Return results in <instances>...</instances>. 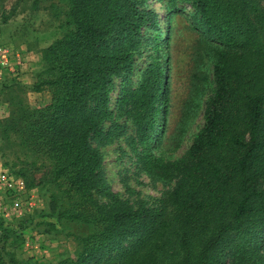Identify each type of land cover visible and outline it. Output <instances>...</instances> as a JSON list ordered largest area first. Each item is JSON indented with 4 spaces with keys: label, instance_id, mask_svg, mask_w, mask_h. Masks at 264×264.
Returning a JSON list of instances; mask_svg holds the SVG:
<instances>
[{
    "label": "trees",
    "instance_id": "obj_1",
    "mask_svg": "<svg viewBox=\"0 0 264 264\" xmlns=\"http://www.w3.org/2000/svg\"><path fill=\"white\" fill-rule=\"evenodd\" d=\"M189 1L192 27L217 46L214 93L180 158L144 161L151 175L178 177L160 207L134 208L107 190L108 204L99 203L100 154L89 143L110 116L113 76L130 67L142 25L157 21L144 0H68L69 29L39 50L42 69L31 86L47 91L48 103L32 107L18 97L0 119L3 136L13 134L47 157L50 213L90 227L75 237V258L52 264H84L119 248V264L264 262V0ZM162 79L159 69L147 67L137 87L123 89L121 104L129 103L135 122L157 102ZM194 79L206 81L201 73ZM13 173L30 188L24 174ZM31 216L12 227L0 221V230L16 235ZM6 254L0 248V264H24Z\"/></svg>",
    "mask_w": 264,
    "mask_h": 264
},
{
    "label": "rangeland",
    "instance_id": "obj_2",
    "mask_svg": "<svg viewBox=\"0 0 264 264\" xmlns=\"http://www.w3.org/2000/svg\"><path fill=\"white\" fill-rule=\"evenodd\" d=\"M67 3L68 0H0L2 41L15 46L24 42L28 52L39 54V37L53 41L69 29ZM144 7L156 14L157 21L142 25V37L133 51L130 67L113 76L110 116L103 121L100 134L89 137L90 145L100 154L101 182L94 189V197L101 204L109 202L107 190L134 208L141 203L160 207L178 177L164 180L151 175L144 161L147 157L162 161L180 158L201 129L214 93L212 66L217 46L202 42L200 30L192 27L191 2L144 0ZM36 59L34 79L42 69L40 54ZM151 66L163 75L161 94L147 115L135 122L128 112L129 103L121 104L120 98L123 89L138 86L145 69ZM195 73H201L206 81H196ZM8 81H0V119L9 115L11 103L18 97L32 107H42L50 99L47 91L37 93L28 86L12 87L13 81ZM0 169L24 174L38 201L27 224L16 235L0 230V248L5 256L6 252H14L24 264H52L65 257L75 258V237L87 234L90 227L50 213L52 185L46 176L47 157L23 147L13 134L6 138L0 133ZM124 247H128L127 242ZM123 257L122 248L113 249L84 264H119Z\"/></svg>",
    "mask_w": 264,
    "mask_h": 264
},
{
    "label": "built area",
    "instance_id": "obj_3",
    "mask_svg": "<svg viewBox=\"0 0 264 264\" xmlns=\"http://www.w3.org/2000/svg\"><path fill=\"white\" fill-rule=\"evenodd\" d=\"M23 62L20 53L2 41L0 29V81L18 77ZM37 205V199L22 176L0 169V221L4 226H14L16 220L31 214Z\"/></svg>",
    "mask_w": 264,
    "mask_h": 264
},
{
    "label": "crops",
    "instance_id": "obj_4",
    "mask_svg": "<svg viewBox=\"0 0 264 264\" xmlns=\"http://www.w3.org/2000/svg\"><path fill=\"white\" fill-rule=\"evenodd\" d=\"M51 42H52V40L49 42H46L41 37L38 38V44H39L38 46L41 48L48 46ZM10 46L15 51L20 53L24 62H23L22 70H21L19 76L18 77H12V78H6V80H9L10 82L13 81L12 84L10 85L12 87L14 85L31 87V84H33L35 81V79L33 78V75H34L33 66L35 64L33 60H35V62H36V60H37L36 58L39 57V54L32 55L30 51L28 52L27 48L25 47L24 42H21L20 46H15L14 44H10ZM11 88H9V89H11Z\"/></svg>",
    "mask_w": 264,
    "mask_h": 264
},
{
    "label": "bare ground",
    "instance_id": "obj_5",
    "mask_svg": "<svg viewBox=\"0 0 264 264\" xmlns=\"http://www.w3.org/2000/svg\"><path fill=\"white\" fill-rule=\"evenodd\" d=\"M161 25V24H160Z\"/></svg>",
    "mask_w": 264,
    "mask_h": 264
}]
</instances>
